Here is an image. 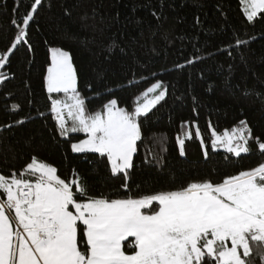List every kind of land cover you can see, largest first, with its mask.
<instances>
[{"label":"trees","instance_id":"obj_1","mask_svg":"<svg viewBox=\"0 0 264 264\" xmlns=\"http://www.w3.org/2000/svg\"><path fill=\"white\" fill-rule=\"evenodd\" d=\"M32 3L0 0V53L18 31L12 19L19 22ZM52 48L71 54L90 112L111 99L133 111L152 84L166 88L139 118L142 138L127 178L112 173L106 156L71 149L86 133L60 135L50 108L52 99L64 95L49 94L46 85ZM0 72L7 77L0 81L5 176H20L36 157L56 167L62 179L78 175L91 196L137 198L194 181L220 182L264 163L258 147L264 143V12L249 21L241 0H41L26 42ZM241 121L251 130L247 153L213 147V130L232 131ZM189 130L191 138L185 136ZM177 137L185 140L183 155ZM0 195L6 199L2 190ZM79 243L85 251L83 239ZM133 243V237L124 241L129 254ZM253 247L251 264H264ZM202 264L216 262L206 256Z\"/></svg>","mask_w":264,"mask_h":264},{"label":"snow or ice","instance_id":"obj_2","mask_svg":"<svg viewBox=\"0 0 264 264\" xmlns=\"http://www.w3.org/2000/svg\"><path fill=\"white\" fill-rule=\"evenodd\" d=\"M241 3L249 21L264 12V0ZM40 4L34 0L19 22L12 19L18 31L6 52L0 53V68L26 42ZM50 51L47 91L64 95L52 99L50 108L60 135L86 133L85 139L70 144L71 149L106 156L112 173L123 172L127 178L142 138L139 118L164 98L166 88L160 81L152 84L145 97L162 90L133 111L111 99L101 110L90 112L77 87L71 54L61 48ZM6 78L0 72V81ZM240 124L231 133L218 135L213 130V147L219 143L236 156L247 153L251 130L246 121ZM195 134L200 136L198 127ZM185 136L191 138L192 131ZM177 139L183 155L185 140ZM258 147L264 152V143ZM24 172L30 178L0 174V190L6 194V199L0 195V264H202L206 256L216 264H251L254 245L264 259V163L216 183L194 181L174 190L115 199L89 195L78 175L62 179L56 167L36 157ZM129 237L135 238L130 254L124 250Z\"/></svg>","mask_w":264,"mask_h":264},{"label":"rangeland","instance_id":"obj_3","mask_svg":"<svg viewBox=\"0 0 264 264\" xmlns=\"http://www.w3.org/2000/svg\"><path fill=\"white\" fill-rule=\"evenodd\" d=\"M242 7H244V6L242 5ZM246 16H247V15H246ZM161 90H162V89H157L156 92H154V93H149L148 96L145 97V100H144L143 103H146L148 100L152 99L155 95H158L159 92H160ZM160 101H161V100H160ZM160 101H159V102H160ZM143 103H142V104H143ZM156 104H158V103H156ZM156 104H155V105H156ZM155 105H154V106H155ZM154 106H153V107H154ZM153 107H151L150 110H151ZM148 112H149V111H148ZM66 118H67V117H66ZM69 120H70V119H69ZM69 126H71V122H69ZM229 132L231 133V131H229ZM216 134H218V135H222L223 133L220 134V133H217V132H216ZM200 137H201V134H200ZM85 138H86V137H85ZM85 138H83V139H85ZM213 139H215L214 136H213ZM234 143H235V142H234ZM247 147H248V146H247ZM214 148H223V149H227L226 147H224L222 144H219V143H218ZM205 149H206V147H205ZM132 160H133V159H132ZM133 238H134V237H133ZM134 239H135V238H134ZM228 246H229V247L231 246L230 242H229Z\"/></svg>","mask_w":264,"mask_h":264},{"label":"crops","instance_id":"obj_4","mask_svg":"<svg viewBox=\"0 0 264 264\" xmlns=\"http://www.w3.org/2000/svg\"><path fill=\"white\" fill-rule=\"evenodd\" d=\"M69 122H71V120H69ZM21 175H23L24 178H26V179L30 178L29 175L27 173H25V172H23ZM32 179L34 181V178H32Z\"/></svg>","mask_w":264,"mask_h":264}]
</instances>
